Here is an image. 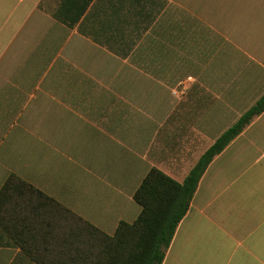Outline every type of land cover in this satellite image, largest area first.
<instances>
[{
	"label": "crops",
	"instance_id": "0c3cea01",
	"mask_svg": "<svg viewBox=\"0 0 264 264\" xmlns=\"http://www.w3.org/2000/svg\"><path fill=\"white\" fill-rule=\"evenodd\" d=\"M264 97V0H0V191L108 235ZM163 264H264V112L209 165ZM0 264H37L0 228Z\"/></svg>",
	"mask_w": 264,
	"mask_h": 264
},
{
	"label": "trees",
	"instance_id": "16d2710c",
	"mask_svg": "<svg viewBox=\"0 0 264 264\" xmlns=\"http://www.w3.org/2000/svg\"><path fill=\"white\" fill-rule=\"evenodd\" d=\"M264 112V97L179 183L152 169L135 194L141 213L104 233L32 184L11 176L0 191V228L37 264H163L211 162Z\"/></svg>",
	"mask_w": 264,
	"mask_h": 264
}]
</instances>
